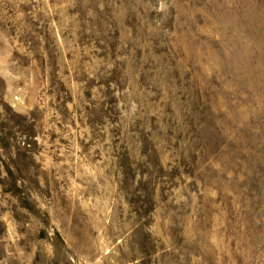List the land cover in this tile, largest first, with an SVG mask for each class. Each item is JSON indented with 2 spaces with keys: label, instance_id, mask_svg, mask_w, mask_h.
<instances>
[{
  "label": "rangeland",
  "instance_id": "rangeland-1",
  "mask_svg": "<svg viewBox=\"0 0 264 264\" xmlns=\"http://www.w3.org/2000/svg\"><path fill=\"white\" fill-rule=\"evenodd\" d=\"M0 264H264V0H0Z\"/></svg>",
  "mask_w": 264,
  "mask_h": 264
}]
</instances>
